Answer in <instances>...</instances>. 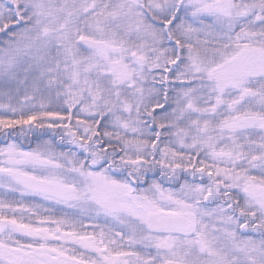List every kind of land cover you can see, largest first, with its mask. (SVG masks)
<instances>
[{
	"label": "snow or ice",
	"instance_id": "snow-or-ice-1",
	"mask_svg": "<svg viewBox=\"0 0 264 264\" xmlns=\"http://www.w3.org/2000/svg\"><path fill=\"white\" fill-rule=\"evenodd\" d=\"M0 264H264V0H0Z\"/></svg>",
	"mask_w": 264,
	"mask_h": 264
}]
</instances>
